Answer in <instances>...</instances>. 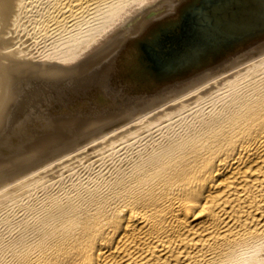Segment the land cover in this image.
<instances>
[{
    "label": "bare ground",
    "instance_id": "1",
    "mask_svg": "<svg viewBox=\"0 0 264 264\" xmlns=\"http://www.w3.org/2000/svg\"><path fill=\"white\" fill-rule=\"evenodd\" d=\"M0 77L111 100L22 143L24 172L65 152L34 182L98 167L4 216L0 264H264V0H0Z\"/></svg>",
    "mask_w": 264,
    "mask_h": 264
},
{
    "label": "rangeland",
    "instance_id": "2",
    "mask_svg": "<svg viewBox=\"0 0 264 264\" xmlns=\"http://www.w3.org/2000/svg\"><path fill=\"white\" fill-rule=\"evenodd\" d=\"M197 2V1H196ZM197 5V4H196ZM161 20V19H160ZM159 20V21H160ZM173 20H175V19H173ZM162 22H164L165 20H161ZM166 22V21H165ZM147 38H149V37H147ZM11 43H14V41L13 42H11ZM11 43H10V45H11ZM13 45V44H12ZM14 46V45H13ZM43 46H41V48H42ZM135 50H136V48H134ZM139 50H141V49H138V54H140V56L138 57L139 59H136L137 58V55H132V59L131 60H128V62L130 61L131 63H129L128 64V71L126 72L127 73V75L126 76H128V74L130 73V74H132V73H139V72H141V70H143V67H141L140 66V60H141V53H139ZM129 74V75H130ZM30 78H27L26 80H28V81H22L21 83H17V82H12L11 81V78H9V79H1V77H0V119H2V120H0V121H2V122H0V125H2V124H4V125H2V127L3 128H5V129H2L1 127H0V138H1V140H0V158H2L3 157V159H0V160H2L1 161V163H3V166L2 167H0V170L2 169V168H4V170L2 171L1 170V175L2 174H4L3 175V177H1V179L2 180H0L1 182V184L3 183V185H1L0 184V221L2 222H0V231L2 232V234H3V238L4 239H6V237L8 236L7 234H5V233H3V231H4V229H5V227H3L4 226V219H3V217L4 216H6V215H8V214H13V213H17V215H19L18 213H28V212H42V211H44L41 207L43 206V204L46 202L45 200H42L43 198L44 199H46V197L48 196V195H51V194H54V193H56V192H61L63 189H65L66 187L67 188H69L68 186H69V183H71V182H76V181H78V180H82V181H85L86 180V175H87V173L88 172H90V173H93L95 170H97V168L96 167H98V165H96V164H94L93 166H91V169H88V171H87V173H86V171L85 170H83V169H81L82 167L78 164V165H75L76 167L74 168L75 169V172L74 173H72L73 175H71V176H69L68 178H64V179H62V180H59V181H55L57 178H49V176H44V177H42V178H44V180L43 179H41V181H39V182H34V180H32L30 177H33L34 175H36V174H34V173H39V171H41L42 169L41 168H45L46 167V165H50V164H52V163H55L56 161H58L59 160V158L58 157H60L61 155H63L65 152H62V153H59V154H61L60 156H59V154L58 155H56V156H54V157H52V158H50V159H52V160H50V159H48V160H46V161H43V159L41 160V159H38V160H36L37 161V163H36V161H34L33 163H30V165L29 164H27L26 166H27V168L26 167H24V169L26 168V170H27V172L25 173L24 172V170L22 171V165L24 164V160H23V162H20V160H21V156L20 155H24L23 154V152H24V148H23V144L22 143H26V141H29V140H32V139H34V138H40L43 134H46L47 132H49V128L46 126L48 123L47 122H49V121H47L48 119L50 120V119H53V117L55 118V116H62L61 114L63 113V117H66V116H75L76 114H78L79 115V113L76 111V109H77V107L79 108V107H85V105H89L90 103H92V104H94L93 102H95V104L97 103V105L98 106H103V104L105 103V102H108V100L109 101H111L110 99H109V97H110V93H108L107 91L105 92V97H101V98H99V99H93V96H89V94H88V96L87 97H83L82 95H81V93H80V91L79 90H81V89H79L78 87H69V88H64L63 86L61 87V85H57V86H52V84L50 83V81H48V82H44V80H42L41 78H36V79H34V81H33V79H30ZM25 80V79H24ZM42 82V83H41ZM9 84V86L7 85V84ZM39 83V84H38ZM50 83V84H49ZM15 84V85H14ZM43 84H45L44 86H43ZM47 84H49V85H47ZM113 85V84H112ZM27 86V87H26ZM31 86V87H30ZM51 86V87H50ZM12 88L13 89V92L12 93H10V94H8L9 92H11L12 90L11 89H9V88ZM33 87V88H32ZM39 87H41V88H39ZM112 87V86H111ZM30 88V89H29ZM32 88V89H31ZM36 88V89H35ZM46 88H49V89H46ZM55 88V89H54ZM110 88V87H109ZM8 89H9V92H8ZM21 89V91H19ZM38 89V90H37ZM41 91H40V90ZM69 89V90H68ZM71 89V90H70ZM77 89V90H76ZM7 92H6V91ZM14 90L16 91V94H14L15 92H14ZM24 90V91H23ZM48 90H50V91H48ZM52 90V91H51ZM55 90H58V91H55ZM33 91H35V92H37V94L36 93H34ZM42 91H46L45 93H46V95H48V96H46L45 95V93L44 92H42ZM75 91V92H74ZM17 92H19V93H17ZM57 92V93H56ZM67 92H69V93H67ZM70 92H71V94H70ZM73 92V93H72ZM41 93V94H40ZM61 93V94H60ZM76 93H78V94H76ZM106 93H108V94H106ZM25 95V98H23L22 99V97H24V95ZM27 94H29V95H27ZM63 94H65V95H63ZM69 94V95H68ZM72 94L73 95H75L78 99H82L83 100V102H81V106H79V104L77 103L78 102V100L76 101V97L74 96V98H73V96H72ZM80 94V95H79ZM14 95V96H13ZM27 95V96H26ZM71 95V96H70ZM32 96V97H31ZM41 96H43V97H41ZM51 98H50V97ZM53 96V97H52ZM62 96V97H61ZM66 98H65V97ZM108 96V97H107ZM28 97V98H27ZM58 97V98H57ZM70 97H72V99L70 98ZM88 97H89V99H88ZM5 98V99H4ZM42 98H44V99H42ZM54 98V99H53ZM62 98H65V99H62ZM86 98V99H85ZM49 99H52L53 101H51V100H49ZM56 99V100H55ZM67 99V100H66ZM69 99H71V100H69ZM75 99V100H74ZM84 99H85V102H84ZM37 100V101H36ZM39 100V101H38ZM61 100V101H60ZM88 100H89V102H88ZM95 100H100L99 102H97V101H95ZM106 100V101H105ZM63 101V102H62ZM66 101V102H65ZM68 101V102H67ZM92 101V102H91ZM14 102V103H13ZM47 102H50V103H47ZM55 102H57V104L58 105H60L59 107H58V105L57 106H55V105H53V103H55ZM66 104H65V103ZM70 102V103H69ZM16 103V104H15ZM23 103V104H22ZM25 103V104H24ZM72 103V104H71ZM103 103V104H102ZM8 104V105H7ZM16 106H15V105ZM18 104V105H17ZM78 104V105H77ZM85 104V105H84ZM2 105H4V107H5V109H3L1 106ZM69 105V106H68ZM71 105H73V106H71ZM75 105H77V106H75ZM91 105V104H90ZM19 106V107H18ZM25 107V108H23V107ZM50 108H49V107ZM55 106V107H54ZM65 106H67V107H65ZM22 107V108H21ZM48 107V108H47ZM81 107V108H82ZM37 108V109H36ZM60 108V109H59ZM67 108V109H66ZM25 109V110H24ZM39 109V110H38ZM69 109V110H68ZM16 110V111H15ZM38 110V111H37ZM51 110V111H50ZM52 110H53V112H52ZM58 110V111H57ZM62 110V112H61V114H60V112L59 111H61ZM79 110V109H78ZM21 111V112H20ZM43 111V112H42ZM4 112L6 113V116H7V118H5L6 116H5V114H4ZM68 112V113H67ZM72 112V113H71ZM9 115H8V114ZM24 113V114H23ZM70 113V114H69ZM102 113V112H101ZM11 114H12V116H11ZM67 114V115H66ZM74 114V115H73ZM53 115V116H52ZM14 116V117H13ZM48 116V117H47ZM52 116V117H51ZM25 117V118H24ZM39 117V118H38ZM5 120H6V122H5ZM12 121V122H11ZM18 121V122H17ZM51 121V120H50ZM29 122V123H28ZM46 122V123H45ZM9 123V124H8ZM14 123V124H13ZM6 124H8V125H6ZM10 125V126H9ZM42 125H45L46 127L45 128H43V126ZM14 126H19V127H14ZM35 126V127H34ZM42 126V128H40ZM7 127V128H6ZM12 127H13V130H12ZM14 128H17V129H14ZM26 128V129H25ZM7 129V130H6ZM20 129V130H19ZM22 129V130H21ZM16 130H17V132H16ZM25 130V131H24ZM15 131V132H14ZM23 131H24V133H23ZM44 131V132H43ZM6 132H9V133H6ZM14 132V133H13ZM13 133V134H12ZM17 133V134H16ZM40 135H39V134ZM43 133V134H42ZM20 135V136H19ZM22 136V137H21ZM25 136V137H24ZM4 137V138H3ZM19 137H21L20 139H19ZM34 137V138H33ZM94 137H96V136H93V135H91V137L89 136L88 138H86L85 140H83L82 142H80V143H78L77 145L78 146H81V145H83V142H85V141H88L89 139H91V138H94ZM13 138V139H12ZM28 139V140H27ZM16 141V143H15V141ZM4 143H3V142ZM10 143V144H9ZM86 143V142H85ZM22 144V145H21ZM81 144V145H80ZM2 145L4 146V147H2ZM13 146H14V148H13ZM16 146V147H15ZM20 146V147H19ZM7 147V148H6ZM11 147V148H10ZM10 148V149H9ZM23 148V149H22ZM7 149V150H6ZM21 149H22V151H21ZM74 151V150H73ZM17 152H20V153H17ZM16 154V155H18V157H20V159L16 156V157H14V158H18V161L17 160H13L12 158H11V155L10 154ZM22 153V154H21ZM67 153V152H66ZM15 154H14V156H15ZM20 154V155H19ZM3 155V156H2ZM8 155V156H7ZM7 156V161L5 160L6 158L5 157ZM9 157H10V159H12L13 161H10V159H9ZM58 158V159H57ZM60 158H62V157H60ZM54 159L56 160V161H54ZM3 160H5V162L3 161ZM11 162V164L13 165V163L14 164H16V162L17 163H21V165H19V164H17L18 166V168H16V166H12V165H9L10 163H9V161ZM21 160V161H22ZM39 161L40 162H42L41 163V166L42 165H45V166H39L38 164H40L39 163ZM52 163H51V162ZM46 162H49V164H47ZM4 163H6V165L4 164ZM44 163V164H43ZM6 167H5V166ZM9 165V166H8ZM96 165V166H95ZM13 167V169H12V167ZM29 166V167H28ZM35 166H37L36 168H35ZM78 166V167H77ZM11 167V168H10ZM40 169H39V168ZM93 167H94V169H93ZM12 169V170H14V171H12V170H10V169ZM35 168V169H34ZM39 170H38V169ZM5 169H7V170H5ZM19 169H21V170H19ZM30 169V170H29ZM38 171H37V170ZM81 171H80V170ZM17 170H19V171H17ZM12 171V172H11ZM31 171H33L32 173H31ZM77 171H78V173H77ZM82 171H84V172H82ZM11 172V173H10ZM24 174H22V173ZM80 172V173H79ZM77 173V174H76ZM85 173V174H84ZM10 174H11V176L12 177H8V176H10ZM12 174H14V176L12 175ZM15 174H16V176H15ZM18 174V175H17ZM5 175H7L6 176V178L4 177ZM32 175V176H31ZM76 175V176H75ZM30 176V177H29ZM73 176H74V178H73ZM81 176V178L80 179H78L79 177ZM50 179V181H48L49 179ZM10 178V179H9ZM23 180H22V179ZM25 178V179H24ZM47 178V179H46ZM70 178H72V179H70ZM78 180H77V179ZM9 179V181H7ZM55 179V180H54ZM3 180H5L4 182H3ZM13 180H15V181H13ZM46 180V181H45ZM75 180V181H74ZM45 181V182H44ZM52 181V182H51ZM65 181H66V184H65ZM69 181V182H68ZM24 182V183H23ZM27 182V183H26ZM30 182H31V184H30ZM47 182V183H46ZM54 182H57V183H54ZM60 182V183H59ZM62 182V183H61ZM63 182H64V184H63ZM4 183H6L7 185H5L4 186ZM21 183H23V185H20ZM33 183H34V185H36V186H34L33 185ZM36 183V184H35ZM38 183V184H37ZM40 183V184H39ZM10 184H13V185H10ZM16 184H18L17 186H16ZM28 184V185H27ZM41 184H43V185H41ZM46 184V185H45ZM31 185V186H30ZM38 185V186H37ZM41 185V186H40ZM51 185V186H50ZM54 185V186H53ZM56 185V186H55ZM58 185V186H57ZM61 185H63V186H65L64 188H60V186ZM67 185V186H66ZM10 186V187H9ZM13 186V187H12ZM19 186H21V188L19 187ZM25 186V188H23ZM43 186V187H42ZM46 186V187H45ZM48 186V187H47ZM4 187V188H3ZM6 187V188H5ZM28 189H27V188ZM32 187V188H31ZM34 187V188H33ZM41 187V188H40ZM3 188V189H2ZM11 191V189H12V191H11V193L9 192H6V191H4V189L5 190H7L8 191V189ZM16 189V190H15ZM36 189V190H35ZM50 189V190H49ZM59 189V190H58ZM1 190H3L2 192H1ZM15 190V191H14ZM25 190V191H24ZM28 192H27V191ZM56 192H55V191ZM58 190V191H57ZM14 191V192H13ZM29 191H30V193H29ZM34 193H33V192ZM6 192V193H5ZM17 192H18V194H17ZM53 192V193H52ZM2 193H3V196H4V194H10V195H5L4 197L2 196ZM39 193V194H38ZM12 194V195H11ZM36 194V195H35ZM14 195H17V198H15L14 200H13V196ZM31 195V196H30ZM39 195V196H38ZM2 197V198H1ZM19 197V198H18ZM10 198V199H9ZM12 198V199H11ZM2 199V200H1ZM3 199H5V200H3ZM21 199V200H20ZM11 200V201H10ZM16 200V201H15ZM20 201V202H19ZM45 201V202H44ZM5 202V203H4ZM15 202V203H14ZM44 202V203H43ZM8 203V204H7ZM19 203V204H18ZM28 203V204H27ZM37 203V204H36ZM35 204V205H34ZM39 205V206H38ZM22 206H23V208H22ZM19 207V208H18ZM21 207V208H20ZM35 207V208H34ZM41 208V209H40ZM8 212V213H7ZM11 212H13V213H11ZM14 216H15V214H14ZM13 218V217H12Z\"/></svg>",
    "mask_w": 264,
    "mask_h": 264
},
{
    "label": "water",
    "instance_id": "3",
    "mask_svg": "<svg viewBox=\"0 0 264 264\" xmlns=\"http://www.w3.org/2000/svg\"><path fill=\"white\" fill-rule=\"evenodd\" d=\"M141 47H142V46H141ZM141 47H140V49H141ZM141 51H142V49H141ZM130 54L135 56V55L138 54V51L135 50V49H133L132 53L130 52ZM139 56H140V54L137 55V58H136V59H139V58H138ZM192 65H194V64L188 65V67H186V68L188 69V68H189L190 66H192ZM186 68H185V69H186ZM185 69H184V70H185ZM182 70H183V69H182ZM152 72H153V70H151V69H149V70H145V71H144V74H145V75H144V79H143V80H145L144 82H146V81H150V80H152V79H156V78H154V77L151 76ZM132 76L134 77V74H133V75L130 74V77H132ZM133 77H132V78H133ZM155 77H156V76H155Z\"/></svg>",
    "mask_w": 264,
    "mask_h": 264
}]
</instances>
